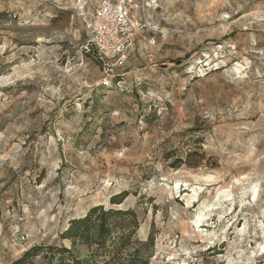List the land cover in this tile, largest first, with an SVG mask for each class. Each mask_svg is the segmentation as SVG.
I'll use <instances>...</instances> for the list:
<instances>
[{
    "label": "rangeland",
    "instance_id": "374dc122",
    "mask_svg": "<svg viewBox=\"0 0 264 264\" xmlns=\"http://www.w3.org/2000/svg\"><path fill=\"white\" fill-rule=\"evenodd\" d=\"M102 1L0 0V264L122 191L151 264H264V0H133L112 75Z\"/></svg>",
    "mask_w": 264,
    "mask_h": 264
},
{
    "label": "trees",
    "instance_id": "16d2710c",
    "mask_svg": "<svg viewBox=\"0 0 264 264\" xmlns=\"http://www.w3.org/2000/svg\"><path fill=\"white\" fill-rule=\"evenodd\" d=\"M128 195V191L116 193L109 206L96 204L83 215L70 218L61 231L60 245H34L9 264H35L37 256L39 264H151L148 254L155 237L151 232L146 240L137 238L139 212L122 206Z\"/></svg>",
    "mask_w": 264,
    "mask_h": 264
},
{
    "label": "built area",
    "instance_id": "2783aa9c",
    "mask_svg": "<svg viewBox=\"0 0 264 264\" xmlns=\"http://www.w3.org/2000/svg\"><path fill=\"white\" fill-rule=\"evenodd\" d=\"M132 1L103 0L88 23L85 51L101 59L108 75H112L113 66L124 58L139 32V23L131 18Z\"/></svg>",
    "mask_w": 264,
    "mask_h": 264
}]
</instances>
